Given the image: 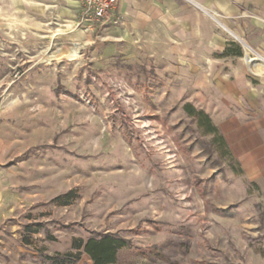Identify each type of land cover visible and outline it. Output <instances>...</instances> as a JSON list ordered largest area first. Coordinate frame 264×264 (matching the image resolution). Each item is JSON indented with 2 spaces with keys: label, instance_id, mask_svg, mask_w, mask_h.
<instances>
[{
  "label": "rangeland",
  "instance_id": "1",
  "mask_svg": "<svg viewBox=\"0 0 264 264\" xmlns=\"http://www.w3.org/2000/svg\"><path fill=\"white\" fill-rule=\"evenodd\" d=\"M56 29L0 13V205H22L0 213V264L17 222L20 241L30 229L52 258L115 233L129 241L115 264H260L253 208L217 205L216 171L228 189L234 168L184 111L201 110L195 96L153 65L124 74L114 59L109 71ZM226 37L243 63L245 42ZM27 204H43L46 221L27 222Z\"/></svg>",
  "mask_w": 264,
  "mask_h": 264
},
{
  "label": "crops",
  "instance_id": "2",
  "mask_svg": "<svg viewBox=\"0 0 264 264\" xmlns=\"http://www.w3.org/2000/svg\"><path fill=\"white\" fill-rule=\"evenodd\" d=\"M0 4L1 14L5 6L6 13L32 27L60 26L56 30L64 41L89 47L91 59L109 71L114 59L124 74L128 65H153L156 79L176 81L178 93L195 96L196 105L209 114L222 136L234 168V173L229 170L228 189L222 172L216 171L215 192L224 193L217 205L252 207L250 227L255 233L259 226L264 228V216L256 210L261 207L264 212V69L256 67L264 66V0H117L113 14L118 23L98 33L76 28L80 0H0ZM228 32L245 42L250 67L245 58L241 63L240 57L222 56L228 43H236L227 39ZM21 206L0 205V213L3 207ZM26 206L33 207L25 216L27 222L46 221L43 204ZM17 229L20 222L11 244L3 248L5 264H53L52 252L31 246L30 229L21 241ZM63 254L77 259L62 264H92L82 249L70 247Z\"/></svg>",
  "mask_w": 264,
  "mask_h": 264
},
{
  "label": "trees",
  "instance_id": "3",
  "mask_svg": "<svg viewBox=\"0 0 264 264\" xmlns=\"http://www.w3.org/2000/svg\"><path fill=\"white\" fill-rule=\"evenodd\" d=\"M232 44L228 43L224 49L222 56H241L240 48L230 49ZM184 111L187 115L194 117L200 125L204 126V132L213 136V143L217 144L218 150L224 156L229 157L225 142L219 131L212 124L209 116L202 110H197L191 105H185ZM73 247L82 249V251L90 258L92 264H115L117 253L119 250L129 247V241L115 233H94L85 241H76ZM77 256L70 254H57L54 258H50L53 264H62L64 262H73Z\"/></svg>",
  "mask_w": 264,
  "mask_h": 264
},
{
  "label": "built area",
  "instance_id": "4",
  "mask_svg": "<svg viewBox=\"0 0 264 264\" xmlns=\"http://www.w3.org/2000/svg\"><path fill=\"white\" fill-rule=\"evenodd\" d=\"M117 0H80V20L76 28L84 32H100L106 25H116L113 14Z\"/></svg>",
  "mask_w": 264,
  "mask_h": 264
},
{
  "label": "bare ground",
  "instance_id": "5",
  "mask_svg": "<svg viewBox=\"0 0 264 264\" xmlns=\"http://www.w3.org/2000/svg\"><path fill=\"white\" fill-rule=\"evenodd\" d=\"M228 33L230 34V32H228ZM230 35L235 38V36H233L232 34H230ZM235 39H237V38H235ZM71 54L72 53L68 54V57L73 56ZM245 63L250 67L251 64H252V60L250 58H248V57H245ZM256 67L257 68H263L264 69V66H262V65H259V66H256Z\"/></svg>",
  "mask_w": 264,
  "mask_h": 264
},
{
  "label": "water",
  "instance_id": "6",
  "mask_svg": "<svg viewBox=\"0 0 264 264\" xmlns=\"http://www.w3.org/2000/svg\"><path fill=\"white\" fill-rule=\"evenodd\" d=\"M242 41V40H241ZM243 43V42H242Z\"/></svg>",
  "mask_w": 264,
  "mask_h": 264
}]
</instances>
